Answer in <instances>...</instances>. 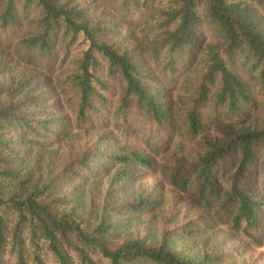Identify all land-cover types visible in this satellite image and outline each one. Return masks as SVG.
<instances>
[{
    "label": "trees",
    "instance_id": "trees-1",
    "mask_svg": "<svg viewBox=\"0 0 264 264\" xmlns=\"http://www.w3.org/2000/svg\"><path fill=\"white\" fill-rule=\"evenodd\" d=\"M133 13L140 36L122 23ZM78 38L85 48L68 59ZM190 66L179 96L185 128L176 132L200 137L202 149L174 157L167 170L198 211L184 221L166 213L157 237L128 230L130 216L158 200L143 191L128 198L127 166L154 160L91 129L109 108L106 77L123 83L119 113L134 107L167 134L174 99L152 68L177 82ZM241 66L264 94V0H0V264L6 252L14 264H46L48 254L56 264H73L72 254L97 264L90 251L109 264H216L222 254L194 255L178 244L212 216L257 240L263 203L253 172L264 123L241 124L255 105ZM208 120L223 141L207 134Z\"/></svg>",
    "mask_w": 264,
    "mask_h": 264
},
{
    "label": "rangeland",
    "instance_id": "rangeland-1",
    "mask_svg": "<svg viewBox=\"0 0 264 264\" xmlns=\"http://www.w3.org/2000/svg\"><path fill=\"white\" fill-rule=\"evenodd\" d=\"M138 13H133L127 17L122 23L125 26L132 27L137 35H141L142 21L138 23ZM132 24V25H131ZM123 25V26H124ZM203 42L206 43L212 39L210 32L202 26ZM85 48V44L81 38L74 43L71 48L69 58L76 57L81 50ZM67 59V61H68ZM66 61V62H67ZM157 80L155 82L168 90V95L173 98L174 106L172 108V120L174 129L172 132L158 133L155 123L144 112L136 110L134 107L119 113L116 106L119 103L121 92L123 91V83L117 77L107 76L110 84V92L108 93L107 107H102V111L96 114V121L91 127L94 131H111V133L128 146L138 149L143 153L152 155L154 160L152 167H142L138 165H129L127 168L131 170L132 180L125 188L128 198H132L137 191H143L145 197L152 200H158L157 204L151 209H145L137 214L130 216L127 221L128 230H139L141 234L159 236L165 225V214H169L172 218H181L186 220L188 214H194L198 209L194 208L183 199V192L175 185V181L169 176L167 167L173 161L174 157L186 156L193 159L202 149L199 143L200 137H194L190 140H182L177 133L178 130L185 128L182 118V111L179 103V96L183 93V81L186 75H192L195 71L194 67H182L178 81H168L161 76L157 67L152 68ZM238 72L246 81L249 91L254 96L255 105L248 111L247 116L241 121V124L249 128L264 123V94L258 92V86L255 84V77L251 75L248 68L241 66ZM217 122L208 120L206 126L207 134L216 141H223L225 135L221 133ZM177 131V132H176ZM257 159L255 162L254 183L262 196V205L259 206V216L262 221V229L264 230V146L256 149ZM237 165V160L232 162L229 172ZM102 186H105L108 178L102 177ZM224 184V182H221ZM101 186V187H102ZM224 186H226L224 184ZM103 189V188H102ZM210 216V215H209ZM185 218V219H184ZM203 231L193 239L181 240L179 247L186 252L194 255H203L205 253L222 254L216 264H264V231L255 234L256 239L249 238L242 233L233 232L231 222L225 217L212 216L205 220L202 227ZM90 256L97 264H109L99 253L90 251ZM77 257L72 254L73 264H79ZM4 264H14V258L11 254L5 253ZM46 264H56L52 255L46 256Z\"/></svg>",
    "mask_w": 264,
    "mask_h": 264
}]
</instances>
